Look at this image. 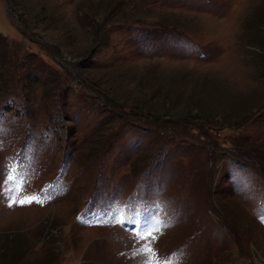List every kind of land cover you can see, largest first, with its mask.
<instances>
[{
	"label": "rangeland",
	"instance_id": "1",
	"mask_svg": "<svg viewBox=\"0 0 264 264\" xmlns=\"http://www.w3.org/2000/svg\"><path fill=\"white\" fill-rule=\"evenodd\" d=\"M169 261L264 264V0H0V264Z\"/></svg>",
	"mask_w": 264,
	"mask_h": 264
},
{
	"label": "snow or ice",
	"instance_id": "2",
	"mask_svg": "<svg viewBox=\"0 0 264 264\" xmlns=\"http://www.w3.org/2000/svg\"><path fill=\"white\" fill-rule=\"evenodd\" d=\"M36 199H37L36 197H30V198H28L27 200H20L19 203H20V204L31 203V202H33V200H36ZM12 202H13V203H16L17 201H16L15 199H13ZM9 206H11V205H9ZM153 230H154V231H158V228L153 229ZM149 234H151V233H149ZM147 251L151 252V249H147ZM135 254H137V253H134V255H135ZM169 264H171V261H169Z\"/></svg>",
	"mask_w": 264,
	"mask_h": 264
}]
</instances>
